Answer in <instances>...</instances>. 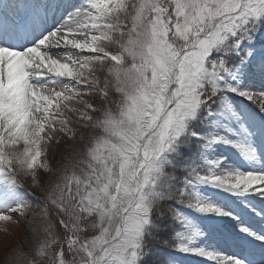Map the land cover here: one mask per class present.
Wrapping results in <instances>:
<instances>
[{
    "label": "snow or ice",
    "instance_id": "obj_1",
    "mask_svg": "<svg viewBox=\"0 0 264 264\" xmlns=\"http://www.w3.org/2000/svg\"><path fill=\"white\" fill-rule=\"evenodd\" d=\"M0 232V264H264V0H0Z\"/></svg>",
    "mask_w": 264,
    "mask_h": 264
},
{
    "label": "rangeland",
    "instance_id": "obj_2",
    "mask_svg": "<svg viewBox=\"0 0 264 264\" xmlns=\"http://www.w3.org/2000/svg\"><path fill=\"white\" fill-rule=\"evenodd\" d=\"M11 230L17 234V237L20 233H22V229H16L14 226H10ZM12 237H5L2 232H0V246L3 245L5 240H8L9 243L12 241Z\"/></svg>",
    "mask_w": 264,
    "mask_h": 264
}]
</instances>
